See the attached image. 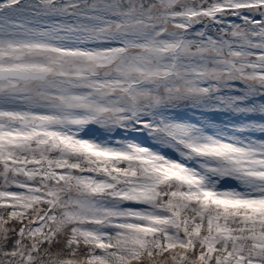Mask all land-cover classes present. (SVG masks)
<instances>
[{"label": "snow or ice", "instance_id": "1", "mask_svg": "<svg viewBox=\"0 0 264 264\" xmlns=\"http://www.w3.org/2000/svg\"><path fill=\"white\" fill-rule=\"evenodd\" d=\"M0 264H264V0H0Z\"/></svg>", "mask_w": 264, "mask_h": 264}]
</instances>
